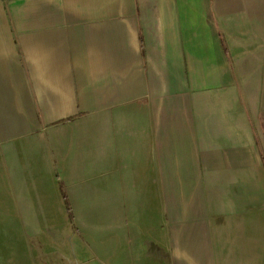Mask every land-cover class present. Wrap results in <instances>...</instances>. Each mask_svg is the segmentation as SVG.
<instances>
[{
	"label": "crops",
	"instance_id": "obj_1",
	"mask_svg": "<svg viewBox=\"0 0 264 264\" xmlns=\"http://www.w3.org/2000/svg\"><path fill=\"white\" fill-rule=\"evenodd\" d=\"M0 264H264V0H0Z\"/></svg>",
	"mask_w": 264,
	"mask_h": 264
},
{
	"label": "trees",
	"instance_id": "obj_2",
	"mask_svg": "<svg viewBox=\"0 0 264 264\" xmlns=\"http://www.w3.org/2000/svg\"><path fill=\"white\" fill-rule=\"evenodd\" d=\"M62 189H63V188H62ZM63 194H64V198H65L66 203H67L68 211L70 212V206H69V202H68L67 196L65 195L64 192H63Z\"/></svg>",
	"mask_w": 264,
	"mask_h": 264
}]
</instances>
